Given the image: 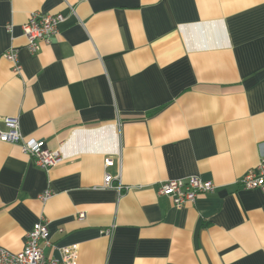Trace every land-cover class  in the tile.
Segmentation results:
<instances>
[{
    "label": "crops",
    "instance_id": "obj_1",
    "mask_svg": "<svg viewBox=\"0 0 264 264\" xmlns=\"http://www.w3.org/2000/svg\"><path fill=\"white\" fill-rule=\"evenodd\" d=\"M32 12L64 17L36 53ZM0 117L63 158L0 141V248L44 220L76 264H264V193L239 183L264 154V0H0ZM188 176L213 191L158 193Z\"/></svg>",
    "mask_w": 264,
    "mask_h": 264
},
{
    "label": "built area",
    "instance_id": "obj_2",
    "mask_svg": "<svg viewBox=\"0 0 264 264\" xmlns=\"http://www.w3.org/2000/svg\"><path fill=\"white\" fill-rule=\"evenodd\" d=\"M64 19L60 13L40 14L32 12L27 21L22 24V33L26 38V48L30 53H36L40 49L42 41L48 39L57 32V26ZM3 57L12 63V70L19 73L21 66L15 50H7ZM0 141L18 144L21 151L30 156L35 165L43 170L58 165L63 161L58 150H50L42 140L24 138L19 131V121L16 117H0ZM108 165V160H105ZM112 176L104 174L103 185L113 186ZM244 189H257L264 193V154L261 155L257 166L245 172L239 179ZM121 188L120 185L117 186ZM214 183L210 180H202L197 176H188L180 179H169L161 182L158 193L169 197L177 208L187 203H193L199 195L213 191ZM52 195L51 190H45L39 199L44 201ZM79 213V217H83ZM49 245L47 223L44 220L37 221L33 228L27 232L24 246L18 252H10L0 248V264H76L77 247L75 245L57 248V257H47L44 247Z\"/></svg>",
    "mask_w": 264,
    "mask_h": 264
}]
</instances>
